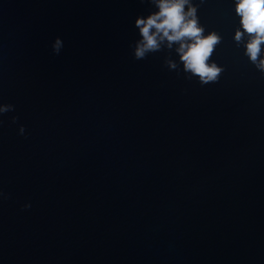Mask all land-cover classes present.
<instances>
[{
	"label": "water",
	"instance_id": "1",
	"mask_svg": "<svg viewBox=\"0 0 264 264\" xmlns=\"http://www.w3.org/2000/svg\"><path fill=\"white\" fill-rule=\"evenodd\" d=\"M194 3L205 85L135 59L150 0H0V264H264V74Z\"/></svg>",
	"mask_w": 264,
	"mask_h": 264
},
{
	"label": "clouds",
	"instance_id": "2",
	"mask_svg": "<svg viewBox=\"0 0 264 264\" xmlns=\"http://www.w3.org/2000/svg\"><path fill=\"white\" fill-rule=\"evenodd\" d=\"M157 9L147 16L135 19L140 39L133 45L137 60L145 59L150 53L174 49L179 61L166 57L165 64L170 70L183 71L191 77H198L202 85L215 83L224 71L222 65L210 61L214 49L222 41L217 31L205 34V26L199 22L198 5L194 0H150ZM236 14L240 27L234 34L238 46H243L245 55L264 74V0H235ZM63 41L57 38L53 50L59 54ZM14 111L12 104H0V115ZM17 117H13L15 121ZM24 131L23 126L20 129Z\"/></svg>",
	"mask_w": 264,
	"mask_h": 264
}]
</instances>
